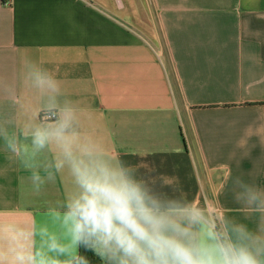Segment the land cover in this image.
Instances as JSON below:
<instances>
[{"label":"crops","instance_id":"0c3cea01","mask_svg":"<svg viewBox=\"0 0 264 264\" xmlns=\"http://www.w3.org/2000/svg\"><path fill=\"white\" fill-rule=\"evenodd\" d=\"M27 60L55 72L90 110L84 130L145 179L210 208L215 199L220 219L255 230L224 177L264 184V145L235 148L246 125L264 120V0H0V126L24 147V122L41 103L20 79ZM26 176L0 138V219L47 221L70 187L57 175L36 197Z\"/></svg>","mask_w":264,"mask_h":264},{"label":"clouds","instance_id":"9594fccd","mask_svg":"<svg viewBox=\"0 0 264 264\" xmlns=\"http://www.w3.org/2000/svg\"><path fill=\"white\" fill-rule=\"evenodd\" d=\"M20 79L41 101L23 125L30 144L22 146L4 126L0 138L28 172L22 180L34 196L42 197L57 175H67L70 187L47 221L0 219V264H92L80 249L101 264H264V184L230 170L225 190L256 218V228L228 214L220 219L215 199L210 208L177 189L163 191L85 131L90 110L66 93L53 70L27 60ZM254 138L264 145V120L246 125L235 148L249 155ZM46 152L51 159L36 163Z\"/></svg>","mask_w":264,"mask_h":264},{"label":"trees","instance_id":"16d2710c","mask_svg":"<svg viewBox=\"0 0 264 264\" xmlns=\"http://www.w3.org/2000/svg\"><path fill=\"white\" fill-rule=\"evenodd\" d=\"M261 105L264 106V103H262ZM80 251L82 254L88 256V258L91 260L92 264H101V261L96 256H94L92 252H90V251L84 252L83 249H80Z\"/></svg>","mask_w":264,"mask_h":264},{"label":"rangeland","instance_id":"374dc122","mask_svg":"<svg viewBox=\"0 0 264 264\" xmlns=\"http://www.w3.org/2000/svg\"><path fill=\"white\" fill-rule=\"evenodd\" d=\"M200 202H202V201H200ZM200 202H199V203H200Z\"/></svg>","mask_w":264,"mask_h":264}]
</instances>
